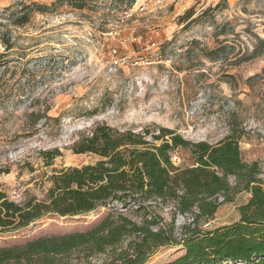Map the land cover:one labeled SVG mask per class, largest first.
Returning a JSON list of instances; mask_svg holds the SVG:
<instances>
[{"label":"rangeland","instance_id":"obj_1","mask_svg":"<svg viewBox=\"0 0 264 264\" xmlns=\"http://www.w3.org/2000/svg\"><path fill=\"white\" fill-rule=\"evenodd\" d=\"M86 1L76 8L57 0H0V169L9 171L0 180L12 200L42 199L54 170L95 161L71 146L103 122L154 133L168 128L211 144L233 135L243 160L258 161L264 178V0H135L131 8V0ZM56 147L62 155L45 166L40 152ZM171 158L182 168L195 163L191 147H177ZM249 197L236 194L201 228L239 221ZM171 209L159 212L170 221ZM113 210L125 209L115 204L0 229V247L86 231ZM191 221L177 214L176 234ZM184 252L161 247L147 264ZM112 257L109 249L89 260ZM77 263L87 264L72 259Z\"/></svg>","mask_w":264,"mask_h":264},{"label":"trees","instance_id":"obj_2","mask_svg":"<svg viewBox=\"0 0 264 264\" xmlns=\"http://www.w3.org/2000/svg\"><path fill=\"white\" fill-rule=\"evenodd\" d=\"M57 1L76 8L88 5L86 0ZM27 21L24 18L15 24ZM3 43L13 47L4 38ZM179 146L191 147L193 166L174 165L171 153ZM71 150L94 155L96 160L54 170L42 199L31 196L16 202L0 180V229L15 231L48 215L76 216L115 204L125 210H113L86 231L0 247V264H72L74 258L99 264L89 259L109 249L113 257L103 264H147L165 246H181L185 252L161 264H264L263 172L258 161L243 160L237 137L217 144L191 142L168 128L154 133L148 128L137 131L103 122L83 132ZM40 155L44 165L51 166L62 152L56 147ZM3 172L9 171L0 169V175ZM242 191L250 197L239 208V221L201 228V220H211L221 205ZM163 206L172 208L170 221L159 212ZM177 214L192 217L179 236ZM119 245H123L120 251Z\"/></svg>","mask_w":264,"mask_h":264}]
</instances>
